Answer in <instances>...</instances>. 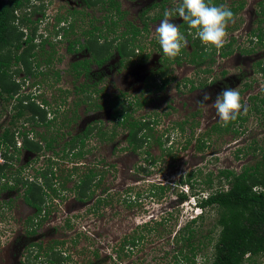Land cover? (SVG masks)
I'll use <instances>...</instances> for the list:
<instances>
[{
	"label": "rangeland",
	"instance_id": "rangeland-1",
	"mask_svg": "<svg viewBox=\"0 0 264 264\" xmlns=\"http://www.w3.org/2000/svg\"><path fill=\"white\" fill-rule=\"evenodd\" d=\"M42 1L43 0H38L37 3L40 4ZM48 1H52V3L54 2V0H45V2ZM77 1H79L76 2L78 9L82 8V10L74 19L76 20L75 25L78 24L77 32H74L76 35H79L81 30L85 29L86 26H89L88 21L90 22V18H92V16L97 24L102 23L101 16L105 13V10H97L93 7L86 8L84 4L80 3V0ZM118 1L122 4V8H125L130 13L126 15V18L131 19L134 18V16L143 7L149 5L153 0ZM257 1L259 2V0H246L245 2L249 6L257 7ZM260 1L263 2L264 6V0ZM37 3L36 5H38ZM31 4L32 3L30 2L28 6L32 9ZM225 4L228 6L229 0L225 1ZM99 6H96V8ZM27 12H29V9H27ZM19 15H21L20 12ZM51 18V12L48 11L46 6L44 7V15L40 12H36L32 16V20H35L38 24L36 29L38 39H41L39 34L44 37L52 36V40L57 37H55L57 33L54 32L57 30L59 31V29L58 26L50 24ZM178 18L175 17L173 21L177 23L176 21ZM241 18V22L239 24L236 22L235 26L239 28L238 30L242 33V35L236 34L239 35L236 42L238 49L233 54V65H228L231 67L227 70V77H230V81L228 83L227 80V85L224 87V89L236 88L241 95L243 107L240 111V115L245 116V120L241 125H239V121L232 124L233 127L237 128V133L227 132L225 134L218 135L215 132H210L212 129L211 127L215 122H221L216 116L215 108L213 107L216 96L223 90L218 89V86H220L219 83H216L209 90H207V87L204 92H201V90L195 92L191 97L193 101L190 100L187 104H183L182 100L176 97L173 101L174 106L172 109L165 106L164 103H161V99L157 98L156 94L152 93L150 95L151 100L148 105L137 111L136 115L149 111L152 113V117L156 118V113L158 114L156 129L159 131V134L162 131L168 132L167 135L170 134V139L174 141L172 150H170L171 154L164 155V152L160 148L154 147L151 150V154L147 155L149 159L145 160V157L142 158L141 156L124 153V151L122 152L120 149L114 152L110 146L107 147L102 145L101 147H97V152L94 151V153L86 155L85 161L100 165V162H98L97 159L98 157H104L106 161L113 162L116 165V168L113 169L114 172H111L112 170L109 171L105 174V179L103 178L105 186L109 188L108 192L110 200L107 203L105 202L103 204H99V206L94 209L92 208V203L83 204L77 202L73 198V193L64 191L62 199L57 197V199H50L48 214L46 213L45 216H42L43 213H41V225L35 227V234L30 235L31 238H28L27 241H25L26 243L29 240L41 243L46 247L51 242L57 240L59 242L57 248L66 250L70 255L71 259L66 264H88L90 261L88 259L90 252L95 248L99 249L102 260L101 264L173 263V254L175 253V249L177 247L175 239L173 238L174 231L199 212L195 207L194 199L191 197L183 204L179 206L176 205L175 192L178 189H182L178 182L181 176L187 171L194 172L197 169L201 171L202 175L206 174V172L212 171L215 178V185H217L218 180L216 178V172L219 168H231L239 171L243 166L253 164L261 159V156L264 154V107L262 105L261 112L255 110V108H258L259 105L258 101L257 104L255 103L256 97L259 96L260 98L261 95H264V74L255 72L254 69L256 67L255 61L257 59L264 60V42L260 43L253 39V46H250V38L247 37L245 33L243 34V29L246 28V22L248 19L244 15ZM47 19L49 21H47ZM135 22L137 23V19H135ZM159 22H152L149 25L148 35L141 37L139 41L141 45L144 46V51L149 52L151 55L156 51V48L154 47L156 43L153 42V40L156 39L155 28ZM263 25L264 24L261 23V26ZM31 26H34V23H32ZM19 27H21L19 29H22L25 34L32 32V28L30 30L29 27L21 23ZM122 28L123 27H121L120 30ZM254 28L255 22H253V29ZM63 42L64 41L56 43V50L58 48L56 52L59 54L62 53L61 48L65 45ZM186 45L188 46L187 49H189L190 45L188 42ZM247 47L251 49L253 48V64L251 67L249 66V60L246 59L242 53H239L240 50ZM49 50L50 49H43L41 54L42 58L51 52ZM50 54L53 53L51 52ZM81 54L82 56L86 55L84 52H81ZM57 55L58 54L56 53L52 55L53 58L50 67L51 71H49V73L47 72L46 75L40 73L31 75L29 78V75L22 73L23 71L20 68L19 73L12 76V79L20 82V93L27 95L34 93L35 100L38 102H41V100L47 102L49 109H54L58 105L61 106V109H66L67 105L72 106L75 100H79V94L73 90L75 83L81 81L88 82L90 79L87 77L78 78L75 82L73 80V76L69 74L66 69L69 60L65 55H63V61L59 62L56 60L58 57ZM217 59L214 63L217 71L215 73L216 78L218 76L219 68L221 67L220 62H222V60L217 62ZM116 61L117 57L114 56L109 62L105 63L102 68H93L94 70L96 69L95 72L99 71L98 76H106L109 82H115L113 84L115 89H125L127 87V91H130L131 93H137L140 91L143 93V79L144 73H146V68H140L136 65V63L132 65L130 64L129 66H121L119 68L116 65ZM218 64L220 65L218 66ZM234 65L236 66L234 67ZM12 68L15 70V67ZM52 68L54 69L52 70ZM250 68H253L252 74ZM246 70H248L247 73L250 72L249 75L239 80L236 73L240 71L246 72ZM194 71L195 70L192 64L183 63L180 67H175L173 72L184 78L194 76ZM231 76H233V78H231ZM106 77L105 83L107 80ZM200 77L201 76L198 78ZM182 80H180V82H183ZM220 80L222 79L220 78L218 81ZM245 83L248 85V88H245ZM97 87L98 86L96 85V88ZM104 88L106 89L108 86L106 85ZM107 91L110 93L109 89H107ZM98 92H101V90ZM108 92L106 93L105 98L108 97ZM205 92L210 94V99L208 101H204L203 104L198 103L199 100L203 99V94ZM249 93H257L258 95L253 99H248L247 95ZM184 96L186 99L188 98V96ZM81 98H84L85 100L88 99L85 96V93L81 94ZM100 100V98L92 97V102ZM13 103V100L0 101V131L10 124L8 121L10 114L14 113ZM83 103L82 106L86 105L85 101ZM198 108L202 110V113L200 112V115L196 118L193 113ZM100 111L104 112V119L102 118V120L105 122L108 120V109L105 107ZM185 112H189V115H192L191 117L193 118V121L199 120L197 127H195V125L193 126V136L191 142L187 145H185L183 139L186 137L190 139L189 136H191V133H189V128H186L184 135L180 136L178 131L172 130L171 127V123L182 118V115ZM164 113L167 114L165 115ZM84 117L89 116L84 115ZM24 123L26 122L23 119L17 120L18 126L22 127L25 125L28 128L29 125ZM11 128L13 129V127ZM46 134L43 133V135ZM205 135L207 136L206 146L208 147L203 149V151H199L196 147L198 139L204 137ZM122 136L123 135L120 134L119 138H123ZM18 141H20L19 137ZM170 143L171 142L168 144ZM191 143H193L194 148L190 145ZM17 145H19V142ZM48 154L49 153L45 155L47 156ZM31 159L32 157H30V154L20 152L19 160L17 162L13 161L15 163V167L25 165L24 168L21 169V176H25L27 173L29 177L34 178L36 171L40 167L44 166L45 160L41 156L37 157L35 160ZM72 165L73 163H66L62 161L59 164H56V167L61 170L60 172L58 171V174L62 173L63 170L66 171L65 169L69 167H73ZM17 176L18 175H16V177ZM199 176L200 175H198L197 178ZM152 182H169L172 184L171 187L173 188V191H171V194L168 197H164L158 201L151 200L149 197H146V190ZM67 185H69V183ZM198 186L200 185H195L197 190ZM23 188L24 187L22 186H20L19 189L17 187V191L0 190V264H45L44 262H41L42 259H34L33 256L36 252L34 249L36 248L35 245L34 247H31L28 245V242L25 249H22L23 242H20V236L26 226V218L32 213V209L29 208L22 200L21 195ZM97 193L98 192H96V194ZM135 193L140 194L138 202H132L131 206H127L125 199L132 200ZM47 200L48 199L46 198L45 202ZM10 204L11 206H9ZM169 212H171V215H168ZM161 213L167 215V221H162L163 223L160 226L154 225V229H150V233H147L148 231L144 233L145 238L140 242V244L131 250L127 249L128 251L124 253L125 255L121 254L120 259H116L115 249L118 247L119 243H121L123 236H131L133 232H135V229L136 232L141 231V228H137L136 225L142 223L143 221H149V225H152L150 220L155 218H153L152 215L159 218ZM214 219V211L207 209L205 220L202 223L197 222L198 230L203 235L209 232L212 228ZM158 231H162L161 234L157 235ZM214 235L215 231L211 234V236L214 237ZM28 248L29 250H32L31 253H29ZM27 251L29 254L27 253L24 255V252ZM204 253H207L208 256H210L211 248L209 247L204 251H200L196 264H200L201 260L204 259ZM249 264H264V260L257 258L255 262H250Z\"/></svg>",
	"mask_w": 264,
	"mask_h": 264
},
{
	"label": "trees",
	"instance_id": "trees-1",
	"mask_svg": "<svg viewBox=\"0 0 264 264\" xmlns=\"http://www.w3.org/2000/svg\"><path fill=\"white\" fill-rule=\"evenodd\" d=\"M31 1L32 0H0V101L11 100L20 88V83L12 79L11 61L22 60L26 70L28 71L29 69L26 53L28 50L24 51L22 54H17L16 52L20 48L21 40L25 35V41L29 42L33 39L35 34V30L25 34L22 29H19L21 28L19 27L20 23L26 25L34 22L32 16L36 12L43 13L41 7H33L27 12V9L30 7L28 5ZM82 1L89 8L93 7L97 10H105V13L101 16L103 20L102 23L97 24L92 16L90 22L88 21V28L82 31L85 41L81 43V47H86L88 49L91 58L72 63V70L76 71V77L84 73L85 77L90 79V64L93 62L98 66L103 65L112 55L113 49L117 51L120 56L125 57V59H127L130 54H136V47L142 49L138 38L142 36V31L145 32L147 29L148 21H154L157 17H151L149 15L145 17L148 9L144 10L141 14L143 26L140 28L136 23L129 22L123 18L124 14L120 12L121 10L117 0ZM100 2H102V6L96 8L95 5ZM210 2H212V0H210ZM19 12L21 15H19ZM262 14L264 15V10ZM118 20L123 21V25L125 26V29L123 28L121 33L119 31L120 26L118 27ZM261 21H264V19H261ZM257 36L260 43L264 42V32L262 30L259 31ZM11 47L16 48V50L13 52ZM197 48L200 52L197 53L196 49L193 50L194 55L190 56V61L199 64L205 59L204 55L206 50L202 45ZM167 59L171 62L175 61L179 63L180 55L174 59ZM196 59H198V61ZM72 70H70V72ZM262 71H264V68ZM89 82L90 81L84 82L80 88L76 87L75 92L82 91L84 93L85 88L83 85L89 84ZM89 90L90 89L87 88V91ZM256 96L253 95L252 99ZM83 100L85 99L83 98ZM257 101L259 105L255 110L261 112L262 105L264 104V95L260 96V98L257 96L255 101L256 104ZM78 102L79 100L75 103L78 104ZM124 103L125 102L120 104L114 101V103L111 104L114 124L106 128L102 126L97 127V135L99 140H112L115 137L117 128L123 130L127 129V141L131 146L136 144V146L133 147L135 149L138 143L141 145L140 143L149 140L150 135H153L150 132L153 127L149 125L151 121L146 122L142 117H134L132 112H134L136 108H128ZM142 103H144V101ZM14 107L16 112L12 118L36 121L45 126L53 122V118H47V110L39 103L30 100L29 95H24L20 99L18 98L17 104ZM57 111V108L52 110L54 115H56ZM241 120L244 121L245 116H241ZM233 122L234 121H231L225 126L226 131L232 128ZM11 124L14 125L13 120ZM143 129L148 130V133L143 132L140 135L139 131H143ZM46 138L47 137L44 138L46 142L44 147L53 150L54 146L52 142L55 140V137H49L48 140ZM61 139L60 141H63L59 151L61 158L71 160L72 157H82L85 152H87L84 150L86 140L89 139L87 133L77 134L65 140L61 137ZM15 144L16 140L13 131L8 127L5 128L0 134V150L4 161L0 163V181L7 176V168L10 166L8 161L13 158V153L8 154V151L10 147H15ZM23 147L33 152L42 148L37 141L29 140L25 132ZM198 147L202 148L201 145ZM59 152L54 151L52 156L57 158ZM49 158L48 163L43 166L42 169L36 171V175L32 180H28L27 177L24 178L18 174L17 177L12 178L13 183L9 186L8 182L1 185L2 188H16V190L17 187L18 189L20 186L24 187V201L37 209L35 216L27 221L28 227L32 229L30 231L31 233L35 232L36 226L41 225V212L43 211L44 205L49 203L54 195H58L59 188L54 184L56 182L54 179L56 178L55 166L57 162H53ZM213 175V172L209 171L208 174L200 180L198 190L195 184L190 183L188 179L181 182L183 186L182 189L177 192L178 198L187 201L189 197L192 196L200 212L187 220L182 226L178 227V230L174 233L173 238L175 239L177 247L173 254L174 261L172 264H196L200 251H204L209 247L211 248V255L208 256L207 253H204V259L201 260L200 264H249L250 262H255L257 258L264 260V154L261 156V159L253 164L243 166L239 171H235L234 169H220L216 175L218 180L217 185H215V178ZM71 176L72 173H67L63 178L64 183H66ZM102 180V172L92 169L87 170V173L84 174L80 183L79 181H75L74 187H79V189L74 190L76 199L83 201L91 199L93 193L92 191L90 192L89 189H91L92 183L98 185ZM168 188L169 186L152 183L146 190V197H153L155 199L161 198L167 193ZM139 195L140 194L137 193V197L133 198V200H125L127 206H131L132 202H138ZM46 198L49 201L47 200L45 202ZM105 202H107L106 198L97 197L92 204V208L96 209L99 204ZM207 209L214 211L215 219L212 228L203 235L198 230L197 222L202 223L205 220ZM165 215L161 213L158 219H151L152 225H149V221L137 224L136 227L139 229L141 228V231L136 232L135 229V232H133L131 236H123L121 243H119L118 247L115 249L116 259L119 260L121 254L125 255L124 253L128 251L127 249L131 250L140 244L145 238L144 233L147 231V233H150V229H154V225L160 226L164 221L166 222L167 215ZM168 215H171V212H169ZM214 231L215 235L212 237L211 234H213ZM161 232L162 231H158L157 235L161 234ZM57 244H59L57 240L51 242L46 247H42L39 243H32L33 247L34 245L36 246V248H34L36 251L34 259L43 252L46 264L68 263L71 259L69 253L61 248L57 249ZM88 259L90 260L88 264H101L102 260L99 249H93Z\"/></svg>",
	"mask_w": 264,
	"mask_h": 264
},
{
	"label": "flooded vegetation",
	"instance_id": "flooded-vegetation-1",
	"mask_svg": "<svg viewBox=\"0 0 264 264\" xmlns=\"http://www.w3.org/2000/svg\"><path fill=\"white\" fill-rule=\"evenodd\" d=\"M38 0H32L31 1V5L32 8L33 7H41L42 8V15H44V7L46 6L48 11L51 12V16L52 18L51 20V25H56L58 26L59 31H55L54 33H57L55 35V39L52 40V36H47L44 37L41 34H39V37L41 39L37 38V22H35V20H33L34 22L28 23L26 24L27 27H29V29L35 30V34L33 36V39L29 42H26V35L23 37V39L21 40V46L20 48L17 50V54H22L24 51H26L27 53V61L29 64V69L28 71L26 70V67L24 65V63L22 62V60H12L11 61V72L12 75L14 76L15 74L19 73V69H22V73H24L25 75H29V78L31 77V75H36V74H40L42 73L43 75H46L47 72L49 73V71H51L50 67H51V62H52V58H53V54H58L56 60L61 62L63 61L62 56L65 55L67 57V59L69 60L68 65L66 67L67 71L69 72V74H71L73 76V80L76 82L78 78H85L84 73H81L78 77H76V71L72 70V63L74 62H80L83 59H90L91 58V54L88 51V49L86 47H81V43H83L85 41V37L81 33L79 35H76L75 32H77V28H78V24L75 25V21L74 20L76 18V15L80 13L81 9H78L76 2H79L77 0H54V2L52 3V1H48L45 2V0L42 1V3H37ZM118 1V0H117ZM225 1L227 0H212V4L215 5H223L226 6L228 8H230L233 12V17L231 18L229 24L227 25V33L228 35H226L225 38V44L222 48L219 49H215V48H206L200 41L198 38H196L194 30L189 28L186 24V22L182 21L181 18L177 19V23L179 30L181 32H183L185 34V38L187 40V42L190 45V48H188L187 45H185L181 52H180V62L177 63L175 61H169L167 59V57H165L162 52L160 51L159 45L156 42V39L153 40V42H155V48L156 51L154 52V54H149V52H145L144 51V46H142V49L139 47H136L135 49V53L136 54H130L129 57H127V59H125V57H122L119 55V53L117 51H115L114 49L112 50V55L110 56V58L105 62H109L114 56L117 57V61H116V65L120 68L121 66H129L130 64H135L140 67V68H146V73H144V79H143V93L142 91L140 92H133L131 93L130 91H127L128 88L126 87L125 89H115L113 84L115 82H109V80L107 79L106 76H98V72L96 71V69H100L104 66H98L96 63H91L90 64V82L89 84H84L83 87L85 88V96L88 98L86 100H83V98H81V94H84L82 91H78L76 92L77 94H79V102L78 104H76V100L75 102L72 104V106H68L67 108H63L61 109V106L58 105L57 108L58 111L56 112V115H54V113L52 112V110L54 109H49L47 102L41 100V102H38L37 100H35V94L31 93L28 94L30 96V100L35 101L36 103H39L44 109L47 110V118H53V122L48 125L45 126L43 124H41L40 122H34V121H26V123L29 125L28 128L24 125L22 127L17 125V120H20L22 118H12V116L15 114L16 109L14 106H16L18 98L20 99L21 97H23L24 95L27 94H22L20 93V88L18 90L17 93L14 94V97L11 99L13 100V114H10L9 117V121L8 124L5 128H9L11 129V131H13L15 140H16V144L15 147H10L8 151L9 153H13V158L10 159V161H8V163L10 164V166L7 168V176H5L4 178H2V181H0V190H16L15 189H10V188H2L1 185L5 184L6 182H8V186L13 183L12 178L18 174H22L21 169L24 168V166H18L15 167V163L13 161H18L19 160V153L20 152H24L25 154H30V157H32L31 160H35L37 159V157H42L45 160L44 166L48 163V158L53 162H57V164H59L61 161L62 162H66V163H73V167H69L67 169H65L66 171H62V173L58 174V171L60 172V168L57 169V167L55 166V170H56V178L54 179L56 182L54 183L56 186H58V195L57 196H53V199H57L63 198V192L64 191H68L70 193H73V198L80 203L83 204H88V203H92L94 202V200L97 197H101V198H106V201L108 202V200H110L109 197V188H107L103 182V180L105 179V174L108 173L109 171L114 172L113 169L116 168V165L113 162L110 161H106L104 157H98L97 161L100 162L99 164L93 163V162H86L85 161V156L88 154H92L96 151L97 147H101L102 145L107 146V147H111L113 149V151L115 152L116 150H122V152L124 151V153H130L133 155H137V156H141L142 158H144L145 160H148L149 158L147 157V155L151 154V150L154 147L160 148L163 152L164 155L166 154H171L172 150V145L173 142L172 139H170V134L167 135L168 132H161L159 134V131L156 129V125L158 123V114L156 113V118L152 117L153 115H151L152 113L149 111H145L143 112V114H139L136 115V112L143 109L144 107H146V105H148L149 101L151 100V94L154 93L156 94L157 98H160V102L164 103L165 106H168L169 108L172 109V107L174 106V100L176 97L180 98V100H182L183 104H187L190 100H192V96L194 95L195 92H198L201 90V92L207 88V90L211 89V87H213L216 83H219L220 86H218V89L222 90L224 89V87L227 85L226 81L228 80V83L230 81V77H227V70L230 69L231 67H229L228 65H233L232 64V59H234L233 54L235 53V51L238 49V45H237V38L239 37V35H242L241 32H239V28L237 26H235L236 22H238V24L241 22L242 20V16H246L248 21L246 22V28L243 29V34L245 33L247 35V37L250 38L251 44L250 46H253V39L255 41L260 42V40L258 39L257 34L259 33L260 30H262L264 32V25L261 26V23L264 24V21H261V19H264V15L262 14V11L264 10V6H263V2L259 0V2L257 1V7L256 6H249L248 4H246V0H229V5L227 6L225 4ZM45 2V4H44ZM119 2V1H118ZM36 3L38 5H36ZM80 3L84 4L82 0H80ZM179 3V0H153L150 2L149 5L143 7L135 16L134 18L137 19V23L135 22L134 18L131 19H127L126 15L130 14L125 8H122V4L119 3V7H120V12H122L124 14L123 18L128 20L129 22H133L136 23L140 28L143 26V23L141 22V14L142 12H144V10L148 9L147 13L145 14V17H147V15L149 16H156L157 18L154 21L149 20L148 21V27L147 29L144 31H142V36H147L148 32H149V25L152 22H159L162 18H163V13L165 11H171L174 7L177 6V4ZM81 4V6H82ZM64 5V6H61ZM102 6V2L96 4L95 6ZM84 6L87 8V6L84 4ZM29 10L31 9L30 7L28 8ZM257 12V13H256ZM119 15V14H118ZM144 15V14H143ZM142 15V16H143ZM37 20L41 21L40 19L36 18ZM174 20V18H172ZM47 21H49L47 19ZM103 22V20H102ZM253 22H255V28L253 29ZM32 23H34V26H31ZM260 23V24H259ZM124 22L121 20H118V27L120 26L123 27L125 29V26L123 25ZM80 27V25H79ZM86 28H88L86 26ZM119 28V29H120ZM123 28L121 30H123ZM118 29V28H117ZM121 30L120 33H121ZM75 31V32H74ZM80 31V29H79ZM118 31V32H119ZM147 33V34H146ZM74 34V35H72ZM239 34V35H236ZM52 35V34H51ZM245 35V36H246ZM140 37V38H141ZM140 38H138V41H140ZM78 39V40H77ZM198 39V40H197ZM56 40V41H55ZM119 40V39H118ZM61 41H64L63 43L65 44L62 49V53H58L56 52L58 50H56V43H60ZM196 41V42H195ZM195 42V43H193ZM72 45V46H71ZM200 45H202L205 50V59L202 61V63H194L190 61V56L194 55V51L196 49L197 53L200 52V50L197 48ZM13 52L16 50V48L11 47ZM40 48V49H39ZM50 49L49 51H51L53 54H47L45 57L42 58L41 54L43 49ZM72 48V49H71ZM248 48V49H247ZM243 50H240L239 53H242L244 57H246V59L249 60L250 62V67L253 64V48H249L247 47ZM39 49V50H38ZM141 51V53H140ZM81 52H84L86 55L82 56ZM186 53V54H185ZM146 55V56H145ZM197 55V54H196ZM232 56V58H231ZM218 58V59H217ZM217 59V62H219V60H222V62H220L221 67L219 68V72H218V76L216 78V67L214 66V63ZM263 59H264V53H263ZM198 61V59H196ZM126 61V62H125ZM150 61V62H149ZM183 63H189L193 65L194 68V76H189V77H180L178 76L174 71L175 67H180ZM218 64V66L220 65ZM256 67L255 72H260L262 74H264V71H262V69L264 68V60L262 59H257L255 61ZM19 66V67H18ZM116 66V67H117ZM236 65H234L235 67ZM12 67H15V70H13ZM96 68L94 70V68ZM114 67V68H116ZM253 67V66H252ZM79 68V67H78ZM54 68H52L53 70ZM70 70H72L70 72ZM248 70L245 71H240L237 72L236 75H238L239 80L243 79L245 76L249 75V73H247ZM251 74L253 73V68H250ZM245 73V74H244ZM211 74V76H210ZM21 75V74H20ZM221 75V76H220ZM231 75V74H229ZM199 76H201L200 78H198ZM206 78H204V77ZM105 77H106V83H105ZM222 79L220 81H218L219 79ZM231 78H233V76H231ZM183 79V80H182ZM179 80V81H178ZM180 80H182L183 82H180ZM104 81V82H103ZM16 82H18L16 80ZM102 82V83H101ZM20 83V82H19ZM84 82H78L75 83V85L73 86V90L75 92L76 87H82V84ZM96 85L98 86L96 88ZM106 85L108 86V88H104L106 87ZM245 88H248V85L245 83L244 84ZM135 87V86H134ZM87 88H89L90 90L87 91ZM107 89L110 90V93L107 91ZM103 92H98L100 91ZM106 90V91H105ZM109 93L108 97L105 98L106 93ZM145 93V94H144ZM23 95V96H22ZM100 95V96H99ZM169 97H166V96ZM188 96V98L186 99L185 96ZM253 95H258L256 94H248L247 97L248 99H252ZM260 95V94H259ZM90 96V98H89ZM262 96V95H261ZM92 97L95 98H100V101L97 102H92ZM10 101V100H8ZM86 102V105L82 106L83 102ZM114 101H117L118 103H123L126 106L129 107H134L136 108V110H134V112H132V115L136 118H140L142 117L143 120H146V122H150V126L153 127V129L150 131L153 135H150L149 140H147L144 143H140L141 145L135 147V149L133 148L134 146H136V144H134L133 146L130 145V143L127 141V137H128V130L127 129H121V128H117L116 134L114 139H110V140H99L98 135H97V127H111L114 124V120L112 119V105L114 103ZM144 101V103H142ZM26 102V101H25ZM141 103V104H140ZM84 104V103H83ZM264 106V104H263ZM106 107V109H108V120H106L105 122L102 120V118L104 119V112H101V109H104ZM80 109V111H79ZM62 110V111H61ZM251 111V110H250ZM200 112L202 113V110L200 108L196 109L195 112L193 113V115H195L196 118H198V115H200ZM165 115L167 113H164ZM83 115V118H82ZM84 115L89 116V117H84ZM204 115V112H203ZM192 115H189V112H185L182 115V118H180L179 120H176L175 122L171 123L172 124V130H177L179 135L182 136L184 135V131L186 128H189L191 133V136H189L190 139H188V137H186L184 140L185 145H187L188 143L191 142L192 139V131H193V126L195 125V127H197V125L199 124V120L198 121H193V118L191 117ZM61 117V119H60ZM216 118V117H215ZM214 118V119H215ZM14 121V125L11 124V121ZM239 121V125L242 124V120H241V115L238 116L237 120L234 121L232 124H235V122ZM116 122V121H115ZM13 127V129L11 128ZM4 128V129H5ZM211 133H217L219 134H225V133H237V128L233 127L231 129H229L228 131L225 130V126L223 125V122H218V123H214L213 126L211 127ZM3 129V130H4ZM55 129V130H52ZM2 130V131H3ZM155 130V131H154ZM237 130V131H236ZM2 131H0V134L2 133ZM86 131V132H85ZM24 132L26 134V137L29 140H33V141H37V143L42 147L40 150L38 151H29L27 149H25L23 147V138H24ZM47 132V134H46ZM143 132L148 133V130L143 129V131H139V134L141 135ZM183 132V133H182ZM43 133H45L46 135H43ZM81 133H87L88 138L86 140V145L84 146V150H86L87 152H85L84 156H75L72 157L71 160H67V159H63L60 157V148H61V143H63L61 137H63V140L68 139L72 136H75L77 134H81ZM122 134L123 138H119V135ZM48 135V136H47ZM58 135V136H57ZM210 135V134H209ZM18 137L20 138V141H18ZM47 137L46 139L48 140L49 137H55V140L52 142L53 144V150L52 149H46L44 146L46 145L44 138ZM199 138V137H198ZM174 139V138H173ZM92 140V141H91ZM19 142V145H17V143ZM59 142V143H58ZM91 142V144H90ZM169 142H171L170 144H168ZM190 145L193 146V143H191ZM202 146L198 147V146ZM207 145V136L205 135L202 138L198 139V143L196 145L197 149L199 151H203V149H206L208 146ZM57 151L59 152L57 158H55L53 155V152ZM49 153L47 156L45 154ZM40 155V156H39ZM97 155V154H95ZM28 157V155H27ZM84 159V160H83ZM43 160V162H44ZM3 157L1 155V150H0V163H3ZM15 167V168H13ZM42 167H40L39 169H42ZM38 169V170H39ZM92 169L95 171H99L103 173V180L100 184L98 185H94L92 183V187L91 189H89V191L93 193V196L91 199L88 200H80V199H76V196L74 194V190L79 189L74 187L75 181H81L82 177H84V174L87 173V170ZM220 169H229V168H219L216 172V175L218 174ZM231 169V168H230ZM237 171V170H235ZM196 172V173H195ZM67 173H72V176L69 178V180L64 183V176ZM193 173H194V177H193ZM206 174H208V172H206ZM206 174H201V171L199 169L193 171H187L186 173H184L181 178L178 180L179 185L182 187V181L184 180H189L190 183H193L195 185H199L200 180L203 179L205 177ZM14 175V176H13ZM98 175V174H96ZM200 175L198 178L197 176ZM58 176V178H57ZM22 177H27L28 180H32V177H29V175L26 173V175H22ZM11 179V180H10ZM78 179V180H77ZM95 182V180H94ZM69 183V185H67ZM152 183H157V184H161V185H165V186H169L167 193L161 197V198H153V197H149V199L154 200V201H158L164 197H168L171 194V191H173V188L171 187L172 184L168 183H162V182H152ZM151 183V184H152ZM58 184V185H57ZM199 187V186H198ZM170 189V191H169ZM180 189H178L175 192V200H176V205H181L183 204L185 201L182 199H179L177 196V192H179ZM17 191V190H16ZM88 191V192H89ZM96 192H98L96 194ZM169 192V193H168ZM139 194V193H138ZM78 195V194H77ZM137 193L134 194L133 198H136ZM22 200L24 201L23 198V192H22ZM57 197V198H56ZM124 200V199H123ZM126 200V199H125ZM139 200V199H138ZM126 201H130V199L126 200ZM125 201V202H126ZM106 202V203H107ZM7 203V202H6ZM25 204H27V206L29 208L32 209V213L26 218L25 220V228L22 231V235L20 236V242H23L22 245V249H25L27 243L29 242V246H32V243H36L33 241H29L26 243L25 241H27L28 238H31L30 235L35 234L31 233L30 231L32 230L31 227H28L27 221L31 218H33L35 216L36 212V208L29 205L28 203H26L24 201ZM12 204V203H11ZM11 204L9 206H11ZM47 205V208H46ZM46 205H44L43 207V211L41 213L42 216H45L46 213L48 214V207H49V203H46ZM177 206V207H178ZM152 217L154 219H158L157 216L152 215ZM145 222V221H143ZM178 230V228L174 231V233ZM36 231V230H35ZM174 236V235H173ZM41 244V243H39ZM42 245V244H41ZM58 245V244H57ZM42 247H44L42 245ZM58 249V248H57ZM97 249V248H95ZM29 253L32 252V250L28 248ZM27 252H24L26 255ZM28 253V254H29ZM35 254V253H34ZM34 257V256H33ZM39 259H42L41 262H44L46 264L45 261V257L43 256V252L40 253V255L37 257ZM35 258V259H37ZM28 261V260H27ZM25 264V263H23ZM56 264V263H53Z\"/></svg>",
	"mask_w": 264,
	"mask_h": 264
},
{
	"label": "clouds",
	"instance_id": "clouds-1",
	"mask_svg": "<svg viewBox=\"0 0 264 264\" xmlns=\"http://www.w3.org/2000/svg\"><path fill=\"white\" fill-rule=\"evenodd\" d=\"M175 17L186 22L206 48L219 49L225 44L227 25L233 17V12L226 6L210 3V0H179L176 7L163 13V18L155 28L160 51L169 59L177 57L187 44L185 34L172 19ZM209 99L210 94L205 92L203 99L198 103L203 104ZM213 107L218 119L227 126L238 118L243 107L239 91L236 88L223 89L216 96ZM195 207L198 209L196 205Z\"/></svg>",
	"mask_w": 264,
	"mask_h": 264
},
{
	"label": "built area",
	"instance_id": "built-area-1",
	"mask_svg": "<svg viewBox=\"0 0 264 264\" xmlns=\"http://www.w3.org/2000/svg\"><path fill=\"white\" fill-rule=\"evenodd\" d=\"M197 211H200L199 209Z\"/></svg>",
	"mask_w": 264,
	"mask_h": 264
}]
</instances>
